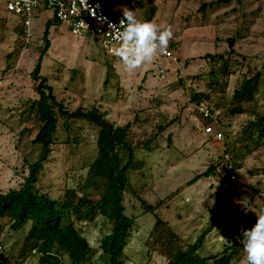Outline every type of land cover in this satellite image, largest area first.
<instances>
[{
    "label": "rangeland",
    "instance_id": "1",
    "mask_svg": "<svg viewBox=\"0 0 264 264\" xmlns=\"http://www.w3.org/2000/svg\"><path fill=\"white\" fill-rule=\"evenodd\" d=\"M10 1L0 0V193L20 189L28 165L41 152L34 143L41 126L39 83L32 75L41 63V77L68 112L96 109L128 132L135 157L123 203L135 226L124 264H168L150 244L158 218L180 238L173 247L181 242L188 248L208 232L199 258H210L212 264L232 252L231 264H245L242 233L257 217L237 201L248 197L254 209L264 208V0H104L111 13L123 16L127 8L137 19L171 26L174 38L168 48L174 56L160 58L161 73L157 59L125 71L101 41L73 34L66 23L53 25L45 53L54 11L37 12L30 35L9 12ZM248 81L251 93L236 97ZM201 102L213 110L211 125L224 133L221 141L206 132L197 109ZM58 121L36 188L61 203L69 192L81 199L90 196L89 204L69 214L66 210L63 221L74 222L94 249L82 264H110L100 244L112 224L98 210L101 190L88 181L101 128L61 114ZM127 156L126 149L120 151L123 165ZM217 165L218 171L225 165L236 175L229 189H222L224 178L205 177ZM32 228L31 221L15 230L8 219L1 220L0 256L12 264H39L40 255L29 249ZM61 264H72L65 253Z\"/></svg>",
    "mask_w": 264,
    "mask_h": 264
},
{
    "label": "trees",
    "instance_id": "2",
    "mask_svg": "<svg viewBox=\"0 0 264 264\" xmlns=\"http://www.w3.org/2000/svg\"><path fill=\"white\" fill-rule=\"evenodd\" d=\"M45 33V49L51 44L49 40L50 30L54 24H62L55 17L47 22ZM234 46V42H232ZM41 63L33 72V78L37 81L38 115L41 126L34 143L41 148L38 159L29 164V174L20 189H12L0 193V221L8 219L13 229L20 230L29 221L33 222L29 238L34 252L40 255L39 264H61V254L65 253L71 259L72 264H82L92 255L94 249L90 246L87 238L78 231L74 222L67 225L63 221V214L73 212L75 207L90 203V196L79 198L76 192H69L68 201L61 203L49 196L40 194L36 186L40 175L48 161L52 146L55 143L54 134L58 130V114L66 119H86L101 128L98 141L99 153L90 167L89 183L95 190L100 191L99 213L112 224V231L101 241L100 247L104 254L110 257V264H124L123 256L127 247L130 233L135 226V220L126 215L124 195L127 191L128 173L133 168L135 153L128 145V132L125 128L115 127L100 113L93 110L86 113L79 109L74 114L68 112L61 103H58L53 87L48 85L46 79L41 77ZM252 81L246 82L243 91L237 92L236 97L251 93ZM203 100V99H202ZM201 100L199 99L198 102ZM202 103V102H201ZM128 151V162L123 165L120 151ZM219 165L211 166L205 177H222L229 172L228 166H223L220 173L217 172ZM224 190V189H223ZM212 229V228H211ZM210 231V230H208ZM204 233L195 245L185 248L181 242L175 243L180 238L175 232L167 227V224L158 218L155 231L150 242L152 248L159 250L169 259L168 264H210V258H199L197 253L204 245ZM166 239H172L166 243ZM175 240L176 242H174ZM167 245V247H166ZM233 253H225L222 257H215L212 264H231ZM0 264H12L4 255L0 256ZM20 264V263H18Z\"/></svg>",
    "mask_w": 264,
    "mask_h": 264
},
{
    "label": "built area",
    "instance_id": "3",
    "mask_svg": "<svg viewBox=\"0 0 264 264\" xmlns=\"http://www.w3.org/2000/svg\"><path fill=\"white\" fill-rule=\"evenodd\" d=\"M7 8L9 12L22 20L26 26V32L30 35L31 22L36 13L50 8L54 11L53 17L60 23L68 24L73 34L85 35L90 39L96 38L99 42H102V48L110 54H114L113 49L118 46L109 31L112 25L119 27V22L123 16L109 12L106 9L104 0H36L31 6H28L25 0H12ZM173 54L168 48L167 53L158 55L155 65L160 73L163 71L160 58L172 59ZM197 109L203 121L206 122V132L213 134L215 140L221 141L224 133L222 131L218 132L211 125L215 121L213 110L206 103H200ZM228 169L229 172L224 175L222 189H229L236 183V175L232 172V169L229 167ZM221 171L217 170L218 173Z\"/></svg>",
    "mask_w": 264,
    "mask_h": 264
},
{
    "label": "clouds",
    "instance_id": "4",
    "mask_svg": "<svg viewBox=\"0 0 264 264\" xmlns=\"http://www.w3.org/2000/svg\"><path fill=\"white\" fill-rule=\"evenodd\" d=\"M36 0H25L28 6ZM118 46L113 49L125 71L131 73L146 64L153 63L159 54L167 53L174 38L171 26L161 28L153 21L137 19L135 12L124 8L119 27L110 26L109 31ZM245 210L255 213V224L242 233L241 244L245 264H264V208L254 209L248 197L237 201Z\"/></svg>",
    "mask_w": 264,
    "mask_h": 264
}]
</instances>
